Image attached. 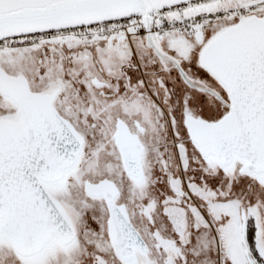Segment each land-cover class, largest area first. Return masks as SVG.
<instances>
[{
  "label": "snow or ice",
  "instance_id": "snow-or-ice-1",
  "mask_svg": "<svg viewBox=\"0 0 264 264\" xmlns=\"http://www.w3.org/2000/svg\"><path fill=\"white\" fill-rule=\"evenodd\" d=\"M0 264H264V0H0Z\"/></svg>",
  "mask_w": 264,
  "mask_h": 264
}]
</instances>
